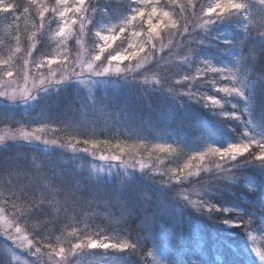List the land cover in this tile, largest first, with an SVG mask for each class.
<instances>
[{
  "label": "snow or ice",
  "instance_id": "obj_1",
  "mask_svg": "<svg viewBox=\"0 0 264 264\" xmlns=\"http://www.w3.org/2000/svg\"><path fill=\"white\" fill-rule=\"evenodd\" d=\"M0 14L16 31L35 17L27 46L14 35L0 57V123L20 125L0 135V264L22 249L23 264H81L96 250L104 264H151L165 241L164 264H205L203 240L185 227L191 212L241 228L264 264L253 234L264 217V0H29L22 10L0 0ZM137 22L127 47L109 51ZM227 22L239 31H221ZM49 32L56 53L34 56ZM89 33L99 43L73 55L68 42ZM211 117L230 138H214Z\"/></svg>",
  "mask_w": 264,
  "mask_h": 264
},
{
  "label": "trees",
  "instance_id": "obj_2",
  "mask_svg": "<svg viewBox=\"0 0 264 264\" xmlns=\"http://www.w3.org/2000/svg\"><path fill=\"white\" fill-rule=\"evenodd\" d=\"M18 6L26 7L27 0H13ZM163 2V0H161ZM181 2H184V0H181ZM114 3V1H113ZM23 22V21H22ZM24 23V22H23ZM19 22V30L16 31L12 28H5L1 27L0 29V57H5L9 53L11 49H14V44L16 43L14 40V35L20 36V46L26 47L28 42L26 40V37L30 35L32 30V27L29 23L23 24ZM1 25V21H0ZM54 24L52 25V27ZM232 23L228 24H222L220 26V30L229 29L230 31H239L238 28L234 29ZM51 33L49 32L46 37V42L44 44L43 48H40L38 45V51L37 53H34V56L40 54V55H51L54 52V44L51 39H49V35ZM88 43L90 48L92 47L94 36L92 33H89L88 36ZM96 39V38H95ZM73 44H71L72 46ZM18 56H23V53H19ZM17 64L21 63L19 59H16ZM135 63V61H132ZM24 106H21L17 111H22ZM197 111L207 112L206 109H197ZM17 119H20L19 116H17ZM208 123L210 124L211 128L213 129L215 133L214 138H218V141H224L230 138L231 132L227 128V126L222 125L219 123L218 118L211 117L208 120ZM10 128V129H18L20 127L19 124L17 125H5L3 123H0V128ZM82 132L85 130H81ZM109 135L117 136L118 138H123L122 136H119V134L116 131H113L112 129L108 130ZM66 133L64 131H61L59 133H56L54 137L64 136ZM79 164H82L85 169H88L89 167V158L82 157L80 161H78ZM149 188H153L154 186L147 181H143ZM155 190V189H154ZM217 202L220 203L222 200H227V202L231 203L233 206H240V200L232 198V197H223V198H216ZM251 211V209H249ZM191 220L186 224V229L188 232H192L193 230L197 231L199 233V238L203 240V244H197L196 245V254L202 255L205 260V264H220V261L224 258H227L230 261V264H255L251 257H249L248 254L245 253L243 242L246 241L247 233H245L241 228H229L226 225H219L214 223L212 220H209L207 217L202 216L199 213L191 212ZM264 217L260 216L259 213L256 214V223L260 224L262 223V219ZM91 222V221H90ZM96 223H101L100 221H96ZM170 223L166 221V224ZM175 235L177 240L182 246H185L187 244L185 240V231L181 229L180 226H175ZM252 229H249V231ZM56 236H59V232L55 233ZM227 237L229 241V247L225 248L222 246L221 240L222 238ZM67 240V238H65ZM6 241L0 237V260L3 259V254H6L4 243ZM55 243V238L51 241ZM65 247H67V242L64 244ZM151 245H149L150 247ZM169 247V246H168ZM171 251L170 248H168L167 255ZM187 259V257H185ZM128 260L130 262H136V264H139L140 257H128ZM12 264H17L15 261H12Z\"/></svg>",
  "mask_w": 264,
  "mask_h": 264
},
{
  "label": "rangeland",
  "instance_id": "obj_3",
  "mask_svg": "<svg viewBox=\"0 0 264 264\" xmlns=\"http://www.w3.org/2000/svg\"><path fill=\"white\" fill-rule=\"evenodd\" d=\"M114 1V5H119L123 2V0H113ZM14 2V1H13ZM43 3H46L47 5L51 6L55 3V0H42ZM69 3L72 4L73 0H69ZM26 7H29V0H27V5ZM38 11V10H37ZM32 12V9L30 8V13ZM35 17L33 15H27L25 17H23L20 21H18L17 23L21 22L23 24L29 23L32 27V24L34 22ZM0 21H1V25H0V29L1 27H5V28H9L8 25L10 23V21L5 20L2 16V14H0ZM23 21V22H22ZM228 24H230L231 22H227ZM234 29L238 28L237 25L235 23H232ZM56 27V25L54 24V26L52 27V29L54 30ZM33 30V28H32ZM136 30L139 31L141 30L139 27V22H137V26L135 28H130L129 32L125 35V36H121L120 38H118L112 45V48L109 49V51H114L116 49H120V48H126L128 45V39H126V37H130V32ZM221 31H225L226 33H232V31H230L229 29H225V30H221ZM32 32V31H31ZM51 34L49 35V39H51L53 41L54 44V52L51 54H55L56 50H57V44H56V38L54 37L53 33L50 32ZM94 36V35H93ZM94 37L93 44L92 47L90 48L89 43H88V38L86 37L84 39V43L83 46H81L80 44H74L73 41H69L68 42V47L69 50L72 52L73 55H76L77 52H79L82 56L85 55V50L87 52H91L92 49L99 43L98 38ZM71 44H73L71 46ZM14 47H16V43L14 44ZM17 61V60H16ZM15 61V62H16ZM17 63V62H16ZM134 64L132 61H124L122 62L121 66L123 67L124 65L127 64ZM18 66V64H17ZM19 67V66H18ZM56 66L53 65V68H55ZM18 83H20L21 86H23V82L22 81H18ZM10 130V128H0V135H5L7 134ZM30 130V129H29ZM262 133H264V128H262L260 130ZM108 134V133H107ZM48 138H56L53 136V134L49 133L48 134ZM160 159L164 160L165 163H167V157L164 154H159ZM262 223L260 224V228L259 231H254L253 234L257 237L256 239V245L257 247H260L261 249H264V218L261 220ZM3 231V224L2 222H0V233H2ZM253 231V230H250ZM102 234H109V235H114V233H102ZM161 239H164L163 237ZM4 248L6 249V242L4 243ZM168 243L165 241V243L161 244L158 248H157V252L153 253V257H149L148 259L150 260L151 264H164V261L162 258H167V251H168ZM151 247V246H150ZM243 247L245 250V253L249 255V257H251V259L253 260V262H255V264H259V261L257 259V257L255 256V253L252 250V245L251 242L249 241L248 237L246 238V241L243 242ZM21 253H18V255H21V259L20 261H15L17 264H23V259L24 256L27 257L28 253L24 252L23 249L19 250ZM29 259H31V257H28ZM121 257L119 255H117L115 257L116 261H120ZM49 264H54L53 261H50ZM81 264H104V253L103 250H96V254L95 255H90V256H84L81 258Z\"/></svg>",
  "mask_w": 264,
  "mask_h": 264
}]
</instances>
